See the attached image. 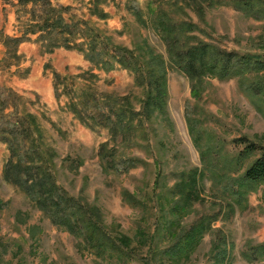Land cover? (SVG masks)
I'll use <instances>...</instances> for the list:
<instances>
[{"label":"rangeland","instance_id":"rangeland-1","mask_svg":"<svg viewBox=\"0 0 264 264\" xmlns=\"http://www.w3.org/2000/svg\"><path fill=\"white\" fill-rule=\"evenodd\" d=\"M51 1L69 8L63 13L67 22L99 34L101 44L140 56L146 44L163 55L168 96L164 111L151 122L143 118V127L139 113L145 93L134 72L120 66L102 70L77 49L49 52L47 33L40 40L29 34L16 50L8 49L5 37L23 36L30 14L16 0H0V123L35 116L42 155L54 158L60 187L99 211L111 240L124 236L130 241L127 252L110 247L99 255L82 236L54 224L19 186L5 180L11 153L0 141V198L5 203L0 264H213L223 249L224 264H264L262 255L250 258L252 248L264 244V183L244 198L231 187L258 156L236 162L245 149L241 142L264 146V96L245 91L238 78H208L196 97L190 79L170 64L154 27L152 0ZM238 1L158 0L154 8L195 24L190 34L196 39L241 54H264V0H243L256 5L250 14ZM95 2L106 18L94 13ZM58 38L62 43L66 37ZM55 72L61 75L58 81ZM258 77L264 82V71L243 82ZM117 106L128 110V125L119 131L108 121ZM195 171L200 197L187 214L183 211L182 231L200 221L208 230L190 254L170 258L163 252L174 239L160 226L164 218L177 219L171 213L178 198L173 190L181 176L185 180Z\"/></svg>","mask_w":264,"mask_h":264},{"label":"trees","instance_id":"trees-1","mask_svg":"<svg viewBox=\"0 0 264 264\" xmlns=\"http://www.w3.org/2000/svg\"><path fill=\"white\" fill-rule=\"evenodd\" d=\"M157 1L150 2L155 30L167 46L171 66L190 79L196 97L201 95L204 82L208 78L220 80L238 78L240 86L245 91L253 96H264V82L259 77L251 82H243L249 75L253 73L259 75L264 71V54H241L196 39L190 34L196 28L195 24L175 20L163 9L154 8ZM16 2L20 8L30 14L29 29L21 37L6 36L4 43L8 49L13 47L16 50L21 43L30 39L29 34L38 35L37 39L40 40L44 39L47 33L52 43L49 52L59 47L77 49L84 52L86 58L102 70L110 71L120 66L134 72L136 83L144 89L145 93L142 110L139 113L141 120L145 118L147 122H151L157 114L164 111L168 96V64L163 55L157 54L146 44L140 47L141 56L128 48L101 44L98 41L99 34H94L92 30L87 34L79 24L67 22L63 13L69 8H58L51 0H16ZM97 3L95 2L94 13L106 18L107 15L101 12ZM238 3V7L246 14L252 13L256 6L253 1L246 3L239 0ZM86 29H88L87 26ZM81 32H85L84 35ZM58 36L66 38L61 43ZM184 39H186L185 43L182 41ZM60 77L59 73H54L57 81ZM57 83L56 91L59 89ZM126 110L127 107L124 106H117L116 110H113L112 116L108 117L111 129L119 131L128 125L124 122ZM131 111L134 112L133 109ZM36 119L35 116L26 114L19 116L14 122L0 123V141L8 145L11 153L4 169L5 180L19 186L54 224L82 236L85 242L98 251L99 255L105 254L110 247L120 252H127L130 249V241L127 237L111 240L99 217V211L91 209L88 204L70 196L60 187L53 174L54 158H46L42 155L41 141L37 136L39 126L34 123ZM141 122L145 127L146 121ZM27 138L30 140L29 147L26 146ZM241 143L245 144V149L238 155L236 162L258 154L244 174L235 178L231 185L237 197L244 198L257 185L264 183V146L252 141L246 142V140ZM105 146L106 144L102 148ZM197 187V171L194 174H188L185 180H182L181 176L176 183L173 191L178 198L171 207V213L177 216V219L167 221V218H164L160 226L164 228L166 237L174 239L171 248L163 252L164 256L176 258L190 254L200 243V237L208 230L206 221H200L182 231L183 211L187 214L196 199L200 197ZM183 189L186 190L184 195H182ZM4 204L0 198V211L4 208ZM225 253L224 249L218 252L213 264H224ZM253 255L264 256V244L253 247L250 258Z\"/></svg>","mask_w":264,"mask_h":264}]
</instances>
